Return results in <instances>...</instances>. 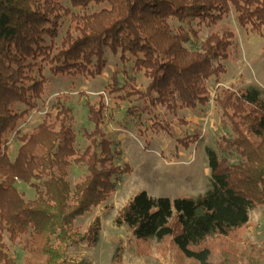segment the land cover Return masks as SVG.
<instances>
[{"label": "trees", "instance_id": "16d2710c", "mask_svg": "<svg viewBox=\"0 0 264 264\" xmlns=\"http://www.w3.org/2000/svg\"><path fill=\"white\" fill-rule=\"evenodd\" d=\"M62 1L0 0V264H16L9 245H22L29 256L26 264H65L70 244L93 245L99 220L85 233L75 221L106 202L119 179L132 171L119 163L121 153L102 131V97L86 103L93 129L83 132L81 151L69 98L63 96L19 138L17 154L9 159L5 136L37 110L46 71L53 77L96 78L106 68V53L118 56L123 69L112 72L108 95L119 102H141L127 110L136 124L147 116L155 120L148 130L159 126L170 134L168 124L157 121L158 111L185 125L178 112L204 107L211 99L208 81L220 84L226 74L223 63L236 51V35L218 26L225 17L233 13L241 29L259 35L264 53V0H68L77 12ZM92 4L102 7L88 13ZM203 26L211 31L200 41ZM193 41L195 50L189 47ZM139 78L147 81L144 89ZM215 103L231 135L221 138L216 152L205 149L210 189L174 200L140 191L114 224L128 228L139 243L154 241L161 256L175 249L195 264H264V250L239 255L227 240L245 228L255 205L264 207V97L255 87L225 89ZM199 140L195 133L178 141L187 149ZM72 166L83 172L73 185ZM23 185L33 190L34 199H24L18 188ZM140 253H145L142 248Z\"/></svg>", "mask_w": 264, "mask_h": 264}, {"label": "rangeland", "instance_id": "374dc122", "mask_svg": "<svg viewBox=\"0 0 264 264\" xmlns=\"http://www.w3.org/2000/svg\"><path fill=\"white\" fill-rule=\"evenodd\" d=\"M62 3L70 8L68 0H63ZM101 7L102 5L92 4L87 12L99 11ZM70 10L77 12L71 8ZM66 26L67 22L64 21L54 41L57 46L64 37ZM171 26L177 28L179 24L172 20ZM218 26L232 29L236 35V51L229 61L223 63L226 74L220 76V84L213 79L208 81L211 102L196 110L178 112L179 119H183L185 125L177 122V118L165 117L161 109L158 111L157 121L166 122L168 128L170 127V134L159 126L153 131L148 130L151 122L155 120L150 122L147 116L143 117L139 126L136 124L135 117L128 115L127 110L132 106L141 105V102L134 99L119 102L108 95L107 87L112 72L115 69H123L118 56L107 52L106 68L102 75L96 78L53 77L48 71L44 73L47 83L37 110L29 113L17 131L5 136L9 159L13 160L17 154L19 138L41 123L45 114L54 109L57 98L63 96L69 98L67 105L72 112L76 149L81 151L86 145L82 137L83 132H91L93 129L88 121L86 103H94L98 97H102L106 106L102 131L121 153L119 163L128 164L132 170L129 175L119 179L116 191L106 202L75 221L80 233H85L94 220L98 219V235L93 245L87 242L70 244L65 264H195L181 259L175 249H171L166 256H161L155 250L154 241L139 243L128 228L116 226L114 220L140 191H145L153 198L174 200L182 196L197 197L210 189V169L205 149L210 148L216 152L217 143L221 138L231 135L222 111L215 103V96L225 89L238 91L255 87L264 97L263 39L250 28L241 29L233 13L225 17ZM215 29L216 27L212 28ZM210 31V28L200 27L199 40H204ZM189 47L195 50L198 45L193 41ZM138 80L140 89H144L147 81L140 78ZM18 110L22 111L23 108L19 107ZM195 133L199 134L200 140L187 149L181 147L178 140ZM82 176L83 172L72 166L69 174L70 184L73 185ZM18 188L25 200L35 198L33 190L28 186ZM227 240L233 241L239 255H253L259 250H264V207L255 205L248 213L245 228L235 240ZM141 248L144 254L140 253ZM9 249L16 264H26L29 256L23 252L21 244L9 245Z\"/></svg>", "mask_w": 264, "mask_h": 264}, {"label": "built area", "instance_id": "2783aa9c", "mask_svg": "<svg viewBox=\"0 0 264 264\" xmlns=\"http://www.w3.org/2000/svg\"><path fill=\"white\" fill-rule=\"evenodd\" d=\"M211 100H212V99H210V101H209V102H211Z\"/></svg>", "mask_w": 264, "mask_h": 264}]
</instances>
